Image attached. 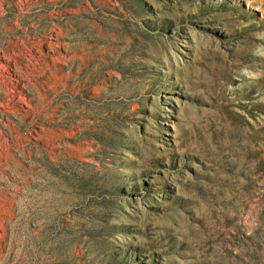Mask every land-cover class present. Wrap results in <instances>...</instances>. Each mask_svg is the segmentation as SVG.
Returning <instances> with one entry per match:
<instances>
[{
    "label": "rangeland",
    "instance_id": "374dc122",
    "mask_svg": "<svg viewBox=\"0 0 264 264\" xmlns=\"http://www.w3.org/2000/svg\"><path fill=\"white\" fill-rule=\"evenodd\" d=\"M0 264H264V0H0Z\"/></svg>",
    "mask_w": 264,
    "mask_h": 264
}]
</instances>
